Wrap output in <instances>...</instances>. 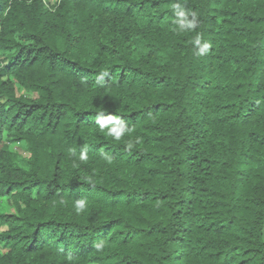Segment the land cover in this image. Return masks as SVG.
<instances>
[{
	"label": "trees",
	"instance_id": "trees-1",
	"mask_svg": "<svg viewBox=\"0 0 264 264\" xmlns=\"http://www.w3.org/2000/svg\"><path fill=\"white\" fill-rule=\"evenodd\" d=\"M0 264H264V0H0Z\"/></svg>",
	"mask_w": 264,
	"mask_h": 264
},
{
	"label": "clouds",
	"instance_id": "clouds-1",
	"mask_svg": "<svg viewBox=\"0 0 264 264\" xmlns=\"http://www.w3.org/2000/svg\"><path fill=\"white\" fill-rule=\"evenodd\" d=\"M177 23H179L182 27L185 25H187L188 27H191V26H194L195 19L193 18L192 21H189L187 19L186 14L181 12L178 16ZM206 48H207V45H205L204 48L201 49V51H204ZM106 76H108L107 70L101 72L97 76V80H103ZM97 123H98L101 131L106 130L107 135H109L110 137H112L113 139H115L117 141H119L121 139V137L124 136L125 133H128L131 131V129H129L121 120H119L117 117H113V116H109L107 119L98 120ZM131 146H132L131 144L128 145V147H131ZM80 159L82 161H86L87 155L82 152L80 155ZM85 205H86L85 200L76 201V204H75L76 212L79 213L80 211H82L84 209Z\"/></svg>",
	"mask_w": 264,
	"mask_h": 264
},
{
	"label": "rangeland",
	"instance_id": "rangeland-1",
	"mask_svg": "<svg viewBox=\"0 0 264 264\" xmlns=\"http://www.w3.org/2000/svg\"><path fill=\"white\" fill-rule=\"evenodd\" d=\"M55 0H48L49 3H53ZM20 153L24 156H27V153L20 151Z\"/></svg>",
	"mask_w": 264,
	"mask_h": 264
}]
</instances>
